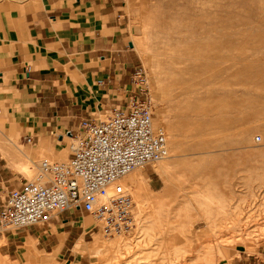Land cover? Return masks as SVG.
<instances>
[{
  "label": "rangeland",
  "instance_id": "374dc122",
  "mask_svg": "<svg viewBox=\"0 0 264 264\" xmlns=\"http://www.w3.org/2000/svg\"><path fill=\"white\" fill-rule=\"evenodd\" d=\"M23 2L0 0V152L11 161L34 153L32 175H21L27 181L47 157L33 139L25 141L33 134L29 129L12 125L14 113L25 112V102L6 99L20 93L10 86L6 68L18 48L33 47ZM121 6L143 79L135 76L134 85L147 93L153 125L166 135L168 154L161 161L170 163L167 200L150 239L144 227L151 218L140 216L130 233L106 236L100 231L105 245L119 247L97 256L85 249L74 252L84 264H234L245 254L258 255L263 259L258 264H264V0H121ZM143 34L144 43L139 40ZM107 113L97 109L92 115ZM69 142H61L59 159H47L65 161ZM152 164L132 171L146 174ZM145 176L148 184L152 180L149 187L161 193L164 176ZM204 188L224 201L225 213L213 206L205 210L195 197ZM200 227L208 230L200 232ZM22 248L5 255L10 261L1 256L0 261L20 264L14 260ZM32 255L55 264L52 255L34 247Z\"/></svg>",
  "mask_w": 264,
  "mask_h": 264
},
{
  "label": "crops",
  "instance_id": "0c3cea01",
  "mask_svg": "<svg viewBox=\"0 0 264 264\" xmlns=\"http://www.w3.org/2000/svg\"><path fill=\"white\" fill-rule=\"evenodd\" d=\"M23 1V23L33 47L31 51L18 48L16 60L6 68L10 86L20 91L18 98L6 99L12 104L25 102V112H15L12 125L33 133L27 137L34 140L40 155L59 159L65 146L61 142L69 137L59 140L57 131L72 130L94 110L124 106L131 95L139 94L133 81L136 53L128 39L121 0ZM33 154H26L31 161ZM18 160H26L24 153ZM17 161L0 152V209L7 191L24 182ZM145 173L156 172L150 167ZM97 232L90 215L63 210L46 223L0 231L4 254L0 256L10 261L5 255L16 254L23 246L16 263L51 264L36 259L34 247L52 255L55 264H84L74 249H86L87 244L83 249L80 246ZM260 260L258 255L245 254L234 264H258Z\"/></svg>",
  "mask_w": 264,
  "mask_h": 264
},
{
  "label": "built area",
  "instance_id": "2783aa9c",
  "mask_svg": "<svg viewBox=\"0 0 264 264\" xmlns=\"http://www.w3.org/2000/svg\"><path fill=\"white\" fill-rule=\"evenodd\" d=\"M141 75L136 69L134 77L142 81ZM106 112L102 117H83L74 129L65 131L70 139L65 161L41 159L33 179L7 191L0 231L46 223L63 210L90 215L106 236L135 228L131 196L117 181L133 169L165 158L166 135L153 125L152 104L145 91ZM64 135L57 134L60 139ZM25 141L32 140L26 137Z\"/></svg>",
  "mask_w": 264,
  "mask_h": 264
},
{
  "label": "bare ground",
  "instance_id": "6f19581e",
  "mask_svg": "<svg viewBox=\"0 0 264 264\" xmlns=\"http://www.w3.org/2000/svg\"><path fill=\"white\" fill-rule=\"evenodd\" d=\"M146 36L143 34L139 40L144 43ZM161 126V125H160ZM21 150V149H20ZM22 151V150H21ZM26 160H18L16 162V167L22 171L26 176L32 175V161L28 158V156L24 153ZM160 161L157 164H152L153 171L164 176V187L161 193H155L148 185L147 178L144 172H128L124 176L118 179V183H121L123 188L130 194L133 206H132V215L133 219L137 220L140 216H146L151 218V224L144 227L146 239H150L151 235L149 233L153 227H158L155 224L157 221H160L162 217L163 210L165 208L166 200H167V192L169 189V178L165 176V174L169 170L170 163L168 161ZM138 169V168H136ZM135 170V169H133ZM140 170V169H139ZM124 177V178H123ZM195 197L202 202L205 206V210L208 211V208L213 206L216 208L218 213H225V203L223 200L218 198L215 194L211 192L209 189H201L195 192ZM134 220V221H135ZM146 220V219H145ZM137 222V221H136ZM207 222V221H206ZM200 227V232H205L207 230H202ZM101 232L95 233L92 241L87 243V247L85 252L90 255H99L101 251L113 247H119L118 244H111V246L105 245V241L101 238ZM124 249L129 247L128 242L124 241L123 244ZM116 249V248H115ZM96 255V256H97ZM0 264H4L0 261Z\"/></svg>",
  "mask_w": 264,
  "mask_h": 264
},
{
  "label": "water",
  "instance_id": "95a60500",
  "mask_svg": "<svg viewBox=\"0 0 264 264\" xmlns=\"http://www.w3.org/2000/svg\"><path fill=\"white\" fill-rule=\"evenodd\" d=\"M132 45V43H130Z\"/></svg>",
  "mask_w": 264,
  "mask_h": 264
}]
</instances>
